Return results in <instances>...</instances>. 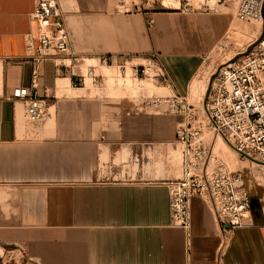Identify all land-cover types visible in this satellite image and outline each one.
<instances>
[{
	"label": "crops",
	"instance_id": "0c3cea01",
	"mask_svg": "<svg viewBox=\"0 0 264 264\" xmlns=\"http://www.w3.org/2000/svg\"><path fill=\"white\" fill-rule=\"evenodd\" d=\"M36 2L0 0V248L23 247L17 264H264V210L251 209L252 223L237 228L221 253L210 202L193 197L190 227L173 223L167 182L177 168L167 156L181 116L132 112L131 100L102 104L81 94L86 88L74 87L70 74L60 76L52 59L40 64L36 90L48 96L50 116L28 120L12 93L31 85L26 38L37 32ZM66 21L75 56L147 53L130 18ZM172 28L159 18L156 44L164 52L177 43ZM166 62L171 83L164 87L182 95L192 67Z\"/></svg>",
	"mask_w": 264,
	"mask_h": 264
},
{
	"label": "built area",
	"instance_id": "2783aa9c",
	"mask_svg": "<svg viewBox=\"0 0 264 264\" xmlns=\"http://www.w3.org/2000/svg\"><path fill=\"white\" fill-rule=\"evenodd\" d=\"M179 10L202 11L209 1L231 3L240 21L260 24L256 41L248 46L246 54L221 64L212 74L207 97L203 102L205 124L198 109L188 104L185 97L174 93L166 96L140 94L132 101V112L145 107L163 109V112L182 117L177 127L176 140L183 144L184 171L181 177L167 182L170 193L171 217L175 225L188 229L191 224V199L195 196L210 202L221 226L220 253L234 231L252 223V196L239 171H229L224 161L214 154V136L222 137L240 158L264 165V0H176ZM182 10V11H183ZM64 10L58 0H37L32 19L37 24L36 35L26 38L27 58L33 62L31 85L13 90L12 98L24 102L25 114L31 123L39 124L49 116L47 99L36 94L42 62L55 60L60 76L70 74L74 87L86 88L87 80L101 87L103 76L95 66L85 73L72 61L78 58L70 49V32ZM147 24L153 26L154 19ZM146 63H133L128 54H103L101 65L113 66L120 76L143 81L153 80L168 85L171 76L161 55L145 58ZM69 61L70 63H66ZM0 264H17L24 254L21 246L4 249Z\"/></svg>",
	"mask_w": 264,
	"mask_h": 264
},
{
	"label": "rangeland",
	"instance_id": "374dc122",
	"mask_svg": "<svg viewBox=\"0 0 264 264\" xmlns=\"http://www.w3.org/2000/svg\"><path fill=\"white\" fill-rule=\"evenodd\" d=\"M65 17L75 15H111L113 17L123 16L131 19V25L141 27L144 32V39L148 43L144 56L132 55L133 63H146L145 58L152 54H159L163 58L164 65L167 58H175L183 61L192 67V75L188 79L186 90L182 93L188 104L198 109V115L204 117L203 102L207 97L210 86V77L213 72L223 62L228 61V57L235 55L234 60L242 57L259 35V26L256 23L243 22L237 19L236 11L229 2L216 5L221 12L211 9L202 11L179 10L166 7H178L176 0H58ZM166 3L164 7L161 3ZM170 3V4H169ZM174 5V6H173ZM163 17L168 23L173 24L172 34L177 42L173 47L165 48L164 52L156 44V37L162 38V33L158 29L159 18ZM153 18V26L147 24V19ZM72 32V31H71ZM253 38V39H252ZM253 41V42H251ZM240 47V48H239ZM231 48V49H230ZM164 49V50H165ZM237 53V54H236ZM78 60L72 61L76 65L75 71L86 72L90 65L95 66V72L103 76L101 87L90 85L87 80V87L80 91L88 97H102V104H116L123 100L136 102L140 94L153 96L172 95L170 88L157 84L153 80H137L130 76L123 79L117 68L110 71L102 67L99 57L76 56ZM141 57V58H139ZM144 57V58H142ZM94 58V60H90ZM66 63H70L66 61ZM111 74L112 77L106 76ZM207 80L208 86H204ZM112 88L109 89V87ZM154 89V94L149 93V89ZM151 112L163 109L150 107ZM203 124L205 121L201 118ZM214 154L219 156L227 165L229 171H239L242 173L245 184L252 196V210H264V165L259 162L244 160L228 145L221 137L214 136ZM176 149L168 146V162L177 168L175 178L182 176L183 164V144L177 143ZM229 149V150H228ZM227 150V151H226ZM222 151V152H221ZM220 152V153H219ZM228 153V154H227ZM230 154V155H229ZM172 155V157H170ZM231 159V160H230ZM172 160V161H170ZM233 164V165H232ZM0 254L6 257V252L0 248ZM1 260V259H0ZM6 260V259H5Z\"/></svg>",
	"mask_w": 264,
	"mask_h": 264
},
{
	"label": "bare ground",
	"instance_id": "6f19581e",
	"mask_svg": "<svg viewBox=\"0 0 264 264\" xmlns=\"http://www.w3.org/2000/svg\"><path fill=\"white\" fill-rule=\"evenodd\" d=\"M164 1H165V0H163V2H164ZM163 2H162L163 5H165V4L167 3V2H166V3L164 4ZM176 2L179 4L178 1H176ZM169 4H170V3H169ZM208 5H209V9H211V10H220L219 8L216 7L217 4H216L215 2H213V1H209V2H208ZM166 6H167V5H166ZM173 6H174V5H173ZM174 7H175V6H174ZM178 8H179V6H178ZM258 26H259V29H260V24H258ZM259 32H260V31H259ZM252 39H253V38H252ZM251 42H253V41H251ZM248 46H249V45H248ZM239 48H240V47H239ZM230 49H231V48H230ZM236 54H237V53H236ZM234 57H235V55H232V56L228 57L227 60H228V61H229V60H233ZM90 60H94V59L92 58V59H90ZM226 62H227V61H226ZM224 63H225V62H223V64H224ZM102 67L107 68V70L110 69V71L113 70V69H115V67H113V66H105V65H102ZM106 76L109 78V81H110L112 75H111V74H110V75L107 74ZM211 81H212V77H211L210 82H211ZM110 88H112V86H110L109 89H110ZM164 88H165V87H164ZM153 92H154V89L150 88V89H149V93H153ZM153 94H154V93H153ZM202 109H203V108H202ZM203 112H204V110H203ZM200 117L203 118V116H200ZM218 137H220V136H218ZM221 138H222V137H221ZM222 139H223V138H222ZM223 140H224V139H223ZM162 145H163V144H162ZM104 147H105V146H104ZM103 150H104V149H103ZM106 150H107V149H106ZM228 150H229V149H228ZM226 151H227V150H226ZM221 152H222V151H221ZM219 153H220V152H219ZM164 154H165V153H164ZM227 154H228V153H227ZM229 155H230V154H229ZM170 157H172V155H171ZM104 159H105V158H104ZM230 160H231V159H230ZM170 161H172V160H170ZM232 165H233V164H232Z\"/></svg>",
	"mask_w": 264,
	"mask_h": 264
}]
</instances>
